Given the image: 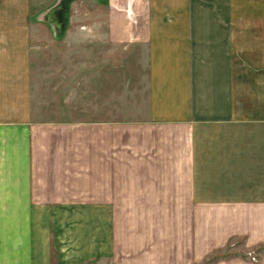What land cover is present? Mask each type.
<instances>
[{"label":"crops","instance_id":"obj_1","mask_svg":"<svg viewBox=\"0 0 264 264\" xmlns=\"http://www.w3.org/2000/svg\"><path fill=\"white\" fill-rule=\"evenodd\" d=\"M60 1L0 0V264H264V0H88L89 117L39 120Z\"/></svg>","mask_w":264,"mask_h":264},{"label":"rangeland","instance_id":"obj_2","mask_svg":"<svg viewBox=\"0 0 264 264\" xmlns=\"http://www.w3.org/2000/svg\"><path fill=\"white\" fill-rule=\"evenodd\" d=\"M73 1L75 0H61L46 10L39 19L51 25V32L49 34L44 32L40 39L35 35L31 42L33 111L39 120L57 117L61 119L82 116L88 118L90 114L91 61L88 40L85 43L74 41L72 33L75 28L71 25L80 20L104 18V16L96 17L92 14L93 5L88 0L72 8ZM68 25H70L69 33L65 34ZM113 78L115 86L122 81V75H115ZM79 84L82 88L78 89ZM75 92H77L76 95H81L79 99H74ZM56 98L60 99V108L54 106L56 103L53 100ZM112 110L116 116H120L135 109L119 105ZM216 259L217 254L208 257L203 263L209 264Z\"/></svg>","mask_w":264,"mask_h":264}]
</instances>
